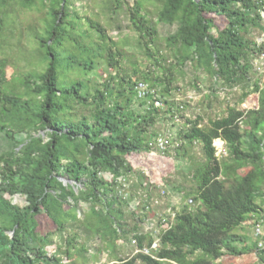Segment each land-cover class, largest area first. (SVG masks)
<instances>
[{
  "label": "trees",
  "instance_id": "1",
  "mask_svg": "<svg viewBox=\"0 0 264 264\" xmlns=\"http://www.w3.org/2000/svg\"><path fill=\"white\" fill-rule=\"evenodd\" d=\"M8 1L30 7L36 0H0V5ZM40 1L49 3L51 21L44 35H36L45 68L24 80L35 100L6 94L10 107L0 111L5 117L0 130L13 142L10 151L0 154V264H76L73 257L87 250L90 239L98 237L103 246L107 236L114 244L107 255V260H116L113 264H222L218 260L225 253L236 256L253 250L264 263V243L262 248L259 240L239 248L236 243L246 240L235 231L250 218L263 217L258 199L264 201V86L254 77L253 61L264 53V0H105L112 17L125 13L145 57L163 76L148 66L134 69L133 74L121 72L112 54L103 56L100 46L88 48L78 36H71L69 28L80 19L73 0ZM148 3L158 6L156 21L149 17ZM157 22L174 28L166 37L174 60L167 67L163 63L168 56L160 50L153 54L149 46L155 44ZM87 24L102 44L110 39L100 22L87 17ZM254 29L261 32L257 37L251 35ZM67 39L86 57H62ZM97 59L106 64L107 77L101 83L92 86L89 79L60 83L61 75L64 78L76 64L92 72ZM202 73L209 74L214 85L241 88L240 105L256 93V104L248 109L229 106L225 115L208 125L202 124L200 116L186 118L171 140L179 143L177 157L180 150L185 155L190 144L201 146L203 158L191 170L194 187L187 191L195 207L181 206L171 226L160 234H132L139 248L159 239L153 255L118 257L117 240L132 232L121 220V207L128 200L120 193L119 180L133 172V160L140 164L155 151L149 142L160 134L156 125L182 117L171 85L182 75H191L196 83ZM3 80L0 61V83ZM139 82L155 93L140 98ZM155 99L162 101L164 110L154 106ZM76 105L88 114L76 120L72 115L60 116ZM218 138L226 145L221 156L214 146ZM64 177L70 182H64ZM81 202L88 203L93 220L73 215L72 207ZM147 216L146 211L137 214L139 223ZM70 221L81 222L86 242L68 232ZM133 229L138 230V224ZM54 233L63 236L62 245H53ZM79 244L83 245L74 252ZM99 249L93 248L91 259H99L96 262L101 261L96 255Z\"/></svg>",
  "mask_w": 264,
  "mask_h": 264
},
{
  "label": "rangeland",
  "instance_id": "2",
  "mask_svg": "<svg viewBox=\"0 0 264 264\" xmlns=\"http://www.w3.org/2000/svg\"><path fill=\"white\" fill-rule=\"evenodd\" d=\"M105 0H73L74 5L79 10L80 19L73 29L69 28L71 36H78V40L86 45L88 48L94 49L100 46L102 48L101 53L103 56H109L112 54L119 62V70L123 73L133 74L134 69L142 70L147 66L154 73L159 76H163L162 70H158L157 67H153L151 61L145 57L142 48L137 43V34L129 28L128 20L125 13L120 12L117 16H111L107 12L105 7ZM149 17L156 21V15L158 6L153 4H147ZM49 3L43 4L40 0H36L35 3L30 7H23L15 1H8L5 5H0V61L4 63L5 80L0 83V111L3 107H10L9 104L4 100L6 94L14 95L24 99H34L33 92L27 89L24 80L27 75H37L43 72L46 62L42 59L41 50L36 39V35H44L47 29L48 23L51 21V17L48 13ZM87 17L92 20L98 21L106 29V33L109 36V40L106 43L100 40L96 33L89 29L87 24ZM156 27L158 29V35L155 36V44H150L151 51L155 54L158 50L161 53L166 54L168 59L163 65L167 67L170 62H174L173 53L167 46L166 37L173 31V27L157 22ZM82 30L86 33L82 34ZM261 32L258 29L252 30V36L257 37ZM82 34V36H79ZM65 45L60 50L62 57L73 56L85 58L72 40L67 39ZM105 46V50L103 47ZM106 47H111L110 50ZM96 61V68L92 72H84L79 66L74 65V69L70 70L63 78L61 75V81H64V86L71 83V81L77 79H89L91 84L101 83L105 77L106 64L100 61ZM254 77L258 78L260 84L264 86V60H254ZM111 70V69H110ZM112 72V71H111ZM90 84V85H91ZM199 84L200 89L196 88L195 85ZM178 86L179 89L176 87ZM63 87V86H62ZM173 89V99L179 104L180 112L182 117L172 123L167 120H162L156 125L157 130L160 134H165L170 137H177V132L184 125L186 118L195 119L197 116L201 117L202 124L208 125L211 119L221 117L226 114L229 106L236 105L240 109H248L256 104L257 94L251 93L245 101L240 105L239 97L242 93V89L238 87L226 88L220 83L214 85L212 77L209 74L202 73L196 83L191 78V75H182L178 77V81L171 85ZM161 110L165 109L163 104L160 107ZM88 114L87 109L80 105L74 106L73 110L67 111L60 116L62 118H69L68 115H72L71 119L76 120L82 116V114ZM68 114V115H67ZM0 114V121L4 120ZM46 135H44V138ZM46 139V138H45ZM45 141V140H44ZM221 142L217 139L214 140V144L218 146ZM226 146V145H225ZM13 142L5 136V133L0 130V154L8 152L12 149ZM168 153L165 155L157 154V151H152L146 155L141 163H135L136 167L133 172L127 174L126 180L129 183L130 195L128 196V202L122 205V222L126 223L125 228H129V235L122 236L117 240V251L118 257L126 258L133 256L135 245H132L131 240L134 239L132 234L134 232H147V226H143L139 223L137 214L142 212V201L148 205L151 200H159L158 204L150 202V210H156L159 212H165L169 207V203L175 212L181 209L184 203L188 202L192 195H188L187 191L192 190L194 187L193 181L191 180V170L203 158L201 146L199 144H190L187 146V150L180 152V156L176 155V147H169ZM183 153V154H182ZM183 155V156H182ZM190 155V157H188ZM247 168L240 170L243 174ZM156 183V185H154ZM149 188L146 190V188ZM149 190L150 199L148 198ZM163 190L166 191L162 192ZM193 199V198H192ZM149 200V201H148ZM166 200V202H162ZM259 202L263 206L261 215H264V201L261 199ZM168 201V202H167ZM263 201V202H262ZM192 208L195 207V203L191 204ZM117 208L116 206H114ZM160 207V208H158ZM114 209V208H113ZM73 215L77 214L80 220L94 219L88 203L81 202L78 207H72ZM113 215H117L113 213ZM258 216L250 218L247 222L237 227L235 230L237 233L245 236V243L237 242L236 246L239 248L243 244H251L259 240L255 236V230L253 228V222L257 221ZM95 222V221H94ZM79 221H70L68 223V232L70 234L76 233L79 238L86 242L85 229L79 225ZM138 224V230L133 229L134 225ZM71 227V228H70ZM144 227V228H142ZM52 226L49 224L48 231H51ZM150 234V233H149ZM53 245H62L63 236L59 233H54L51 236ZM107 242L101 246V239H90L87 243L86 251L75 254L73 259L76 264H113L114 259L107 260L112 262H104L107 259V255L114 244H112L111 237L107 236ZM134 242V241H133ZM83 244H79L74 252L80 248ZM98 245L100 248L96 253L98 258H101L100 262H96L93 258V248ZM101 246V247H100ZM111 246V248L109 247ZM259 246V245H258ZM52 247V246H51ZM50 247V249H51ZM96 250V249H95ZM109 250V251H108ZM83 255V256H82ZM116 261V260H114ZM222 264H264L255 253V250L241 255L231 256L224 254L219 260ZM65 262H67L65 260ZM69 263V262H67Z\"/></svg>",
  "mask_w": 264,
  "mask_h": 264
},
{
  "label": "built area",
  "instance_id": "3",
  "mask_svg": "<svg viewBox=\"0 0 264 264\" xmlns=\"http://www.w3.org/2000/svg\"><path fill=\"white\" fill-rule=\"evenodd\" d=\"M264 15V14H263ZM259 60L263 59L264 60V53H261L259 55ZM136 91L137 94L140 98H144L146 97L148 94H154V90L150 89V87L148 86V84L144 83V82H139L136 86ZM154 106L155 107H162L163 103L160 99H155L153 101ZM217 140H219L221 142V144L219 143L218 146H215L216 148V155L217 156H221L226 154V146H225V142L218 138ZM149 145L154 148L155 151L157 152H162L161 154H163V152H165L169 147L174 146L177 147L179 146V143L175 142V144L172 143L171 137L168 135H161L159 134L158 136H156L155 138H153V140H151L149 142ZM119 190L121 195L123 196V199H128V196L130 195V190H128L129 187V183L126 180V177H123L119 180ZM162 192H165V190H163ZM149 201V200H148ZM150 202H154V204H158L159 200H151ZM146 205V203L144 204V201H142V205L145 206V209L143 208L142 211H146L148 213V216L146 218V220L144 221L143 224H145V226H147L146 230L149 233H156V234H160L162 228H169L171 226L172 221L174 220L177 212H175V209L169 205V207L167 208V210L165 212H153L150 209V205ZM193 199L190 198L188 200V202L184 203L183 206H191V204H193ZM253 228L255 230V236L259 239V247L262 248L263 247V243H264V215L263 217L256 221L253 222ZM134 241V242H133ZM132 245L134 244L136 249L134 250V254L136 253H143L146 255H153L155 253V251H157L159 245V239H155L150 245L145 244L142 248H139L137 245V240L136 239H132L131 240ZM105 262V260H104ZM106 262L107 259H106ZM114 263V262H113ZM102 264V263H99Z\"/></svg>",
  "mask_w": 264,
  "mask_h": 264
},
{
  "label": "crops",
  "instance_id": "4",
  "mask_svg": "<svg viewBox=\"0 0 264 264\" xmlns=\"http://www.w3.org/2000/svg\"><path fill=\"white\" fill-rule=\"evenodd\" d=\"M148 196V195H147ZM141 201H144V200H141ZM162 202H166V200H163ZM168 202V201H167ZM168 205H170L169 203H167ZM142 207H143V205H142ZM158 208H160V207H158ZM161 209V208H160ZM167 210V209H166ZM153 212H156V210H153ZM143 213V211L142 212H140V214H142ZM139 215V214H138ZM144 223V222H143ZM142 223V225L143 226H145V224H143ZM142 228H144V227H142ZM108 262H112V261H108ZM113 262H115L114 260H113Z\"/></svg>",
  "mask_w": 264,
  "mask_h": 264
},
{
  "label": "water",
  "instance_id": "5",
  "mask_svg": "<svg viewBox=\"0 0 264 264\" xmlns=\"http://www.w3.org/2000/svg\"><path fill=\"white\" fill-rule=\"evenodd\" d=\"M62 180H63L64 182H67V181L70 182V179H68L67 177L62 178ZM11 233H12V232H11Z\"/></svg>",
  "mask_w": 264,
  "mask_h": 264
}]
</instances>
